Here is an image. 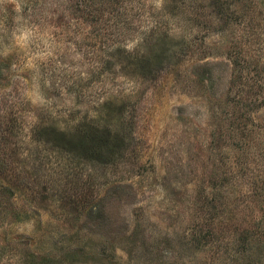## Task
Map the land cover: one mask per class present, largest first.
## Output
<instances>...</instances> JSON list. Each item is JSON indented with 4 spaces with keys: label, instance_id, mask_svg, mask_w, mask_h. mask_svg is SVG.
<instances>
[{
    "label": "rangeland",
    "instance_id": "1",
    "mask_svg": "<svg viewBox=\"0 0 264 264\" xmlns=\"http://www.w3.org/2000/svg\"><path fill=\"white\" fill-rule=\"evenodd\" d=\"M0 153V264H264V0H0Z\"/></svg>",
    "mask_w": 264,
    "mask_h": 264
},
{
    "label": "trees",
    "instance_id": "2",
    "mask_svg": "<svg viewBox=\"0 0 264 264\" xmlns=\"http://www.w3.org/2000/svg\"><path fill=\"white\" fill-rule=\"evenodd\" d=\"M126 3V2H125ZM137 7H130L129 5H125V17H124V24L122 29V34H124V37L126 39L131 36L129 35L131 32H133L135 29L132 28V21L134 18V15H136ZM142 41H145V38H142ZM126 52H128V49H124ZM130 53V52H128ZM129 55V54H128ZM200 59V58H199ZM142 61L141 59L137 60L136 63H139ZM233 63L234 67V78H233V84L237 79V66L238 62L237 60ZM147 68V67H146ZM145 68V70H146ZM143 71L144 76H154L155 71L149 67L148 70ZM142 72V70H141ZM259 102H263L262 99H260ZM258 102V98L253 99L249 104L253 108H259L258 106L261 105V103ZM252 108H250L252 110ZM253 110H256L254 109ZM243 117V115H242ZM241 117V118H242ZM240 118V120H241ZM247 119V116L245 117ZM100 120V119H99ZM95 121V120H94ZM254 122V121H253ZM240 126L244 130H251V127L248 125V123L243 120L240 121ZM124 136L122 134V131H119L117 129H114L110 125L104 126L94 124V123H86L83 125H78L74 129H61L55 125H37L34 126L32 131V140L35 142H38L40 146L44 145L47 149L49 147L52 148H59V149H65V150H83L84 152H90L94 148L96 149H106L107 152L109 150H112L114 143L112 141H116L117 144L119 140ZM121 137V138H120ZM135 138V137H134ZM133 138V139H134ZM124 140H122L123 142ZM122 142H119L118 145L122 146ZM89 143H95L97 147H88ZM94 152V150H93ZM5 156L8 155L6 152L4 153ZM3 154L0 153V172H5L6 170H11L10 163H8V160L2 157ZM4 156V155H3ZM260 233L261 235H264V229H261L260 231L251 234H254L253 237L248 236L243 237V240L245 243H247V249L249 250V256L252 257L254 254L261 253L264 250V245L255 243V238L260 239ZM233 238V237H232ZM234 240H240L239 238H235Z\"/></svg>",
    "mask_w": 264,
    "mask_h": 264
}]
</instances>
